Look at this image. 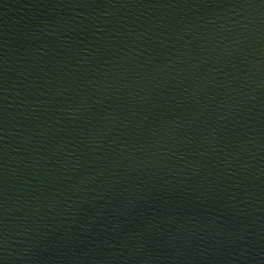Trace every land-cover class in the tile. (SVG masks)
<instances>
[{"label": "water", "instance_id": "1", "mask_svg": "<svg viewBox=\"0 0 264 264\" xmlns=\"http://www.w3.org/2000/svg\"><path fill=\"white\" fill-rule=\"evenodd\" d=\"M0 264H264V0H0Z\"/></svg>", "mask_w": 264, "mask_h": 264}]
</instances>
